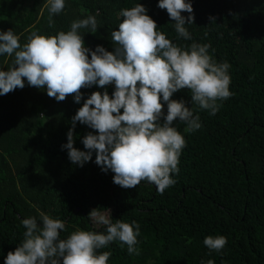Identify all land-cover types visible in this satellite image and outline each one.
Returning a JSON list of instances; mask_svg holds the SVG:
<instances>
[{"label":"trees","instance_id":"1","mask_svg":"<svg viewBox=\"0 0 264 264\" xmlns=\"http://www.w3.org/2000/svg\"><path fill=\"white\" fill-rule=\"evenodd\" d=\"M137 2L178 46L209 44L214 61L230 65L232 95L218 101L219 110L210 115L190 102L188 89L173 94L202 126L186 132L185 123L173 122L186 144L178 173L170 174L176 183L163 194L147 181L122 188L111 171L102 172L92 161L76 166L61 149L84 99L93 91L111 96L113 86L82 88L79 104L71 95L58 102L27 84L0 96V264L23 240L21 220L38 216L37 209L64 221L65 238L77 228L103 231L87 218L97 207L110 209L113 220L140 225L139 255L114 241L98 250L111 253L107 264H264V0H192L194 21L185 25L190 40L177 37L157 0H65L51 24L46 0H0V30L11 29L22 45L32 31L55 35L93 15L97 31L79 30L85 46L113 51L111 33L123 19L119 12ZM11 63L0 56V69ZM89 131L77 122L74 147L85 150L81 138ZM209 235L226 237L220 252L203 244Z\"/></svg>","mask_w":264,"mask_h":264},{"label":"clouds","instance_id":"2","mask_svg":"<svg viewBox=\"0 0 264 264\" xmlns=\"http://www.w3.org/2000/svg\"><path fill=\"white\" fill-rule=\"evenodd\" d=\"M45 7L51 24L52 16L63 11L65 0H46ZM157 7L166 10L178 38L191 39L185 25L194 21L192 0H157ZM182 13H188L187 17ZM119 16L123 19L111 33L113 51L101 45L94 50L85 46L79 30L97 31L93 15L73 21L68 31L55 35L32 31L22 45L11 29L0 30V56L12 58L8 70L0 69V96L27 84L43 89L58 102L71 95L79 104L82 88L112 85L111 96L107 91H93L84 99L71 117L67 142L61 149L76 166L92 161L102 172L111 171L113 183L122 188L147 181L163 194L176 183L170 174L178 173L179 157L186 144L173 122L185 123L186 132L202 126L200 117L183 98L171 97L188 89L190 102L215 115L218 101L232 95L230 65L214 61L209 44L193 42L185 48L173 43L157 30V23L138 2L121 9ZM77 122L93 130L81 138L85 150L74 147ZM37 213L21 220L23 240L7 253L4 264H107L111 253L98 250L114 241H119L120 247L126 245L129 255H139L136 245L140 225L113 220L108 208L97 207L87 214L94 229L103 231L77 228L65 238H61L66 230L63 220L39 209ZM226 243L222 235L203 239V244L215 252ZM208 264L214 262L209 260Z\"/></svg>","mask_w":264,"mask_h":264},{"label":"built area","instance_id":"3","mask_svg":"<svg viewBox=\"0 0 264 264\" xmlns=\"http://www.w3.org/2000/svg\"><path fill=\"white\" fill-rule=\"evenodd\" d=\"M109 87L112 86V85H108Z\"/></svg>","mask_w":264,"mask_h":264}]
</instances>
